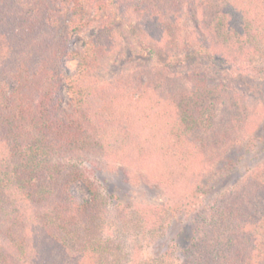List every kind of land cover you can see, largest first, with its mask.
Listing matches in <instances>:
<instances>
[{
    "label": "trees",
    "instance_id": "trees-1",
    "mask_svg": "<svg viewBox=\"0 0 264 264\" xmlns=\"http://www.w3.org/2000/svg\"><path fill=\"white\" fill-rule=\"evenodd\" d=\"M184 15L191 29L182 56L218 48L232 59L248 51L262 56L264 0H0V264H114L102 244L105 198L85 167L90 159L127 161L157 150L179 164L185 181L206 152L191 133L222 101L221 90L199 77L189 91L150 68L106 90L91 84L116 47L117 18L133 16L144 34L152 32V48L141 57L152 65L155 44L181 45ZM93 19V34L73 48ZM65 61L76 62L74 72ZM258 172L202 220L180 264H264V170Z\"/></svg>",
    "mask_w": 264,
    "mask_h": 264
},
{
    "label": "rangeland",
    "instance_id": "rangeland-1",
    "mask_svg": "<svg viewBox=\"0 0 264 264\" xmlns=\"http://www.w3.org/2000/svg\"><path fill=\"white\" fill-rule=\"evenodd\" d=\"M128 17L116 19V47L109 52L107 65L92 77L96 90H106L139 68L137 71L150 68L175 76L189 91L203 77L205 83L216 85L223 93L217 106L199 116L200 126L191 133V141L205 146L206 152L199 151L191 169L186 170L185 181L179 164L157 150L127 161L96 157L85 165L105 198L100 235L110 262L180 264L183 250L199 234L202 220L209 219L235 187L264 170V47L262 56L248 51L236 59L228 58L220 48L213 49L212 54L182 56L191 29L184 15L178 23L181 45L167 49L155 44L153 54L158 62L148 65L141 57H145L146 48H152V40L148 41L152 32L144 34L136 18ZM93 20L73 37V48L81 47L93 34ZM220 55L225 61L213 63ZM65 65L70 73L75 71L76 62L65 61ZM76 191L86 199L84 187ZM261 202L258 195L256 205ZM242 211L254 214L247 207Z\"/></svg>",
    "mask_w": 264,
    "mask_h": 264
}]
</instances>
